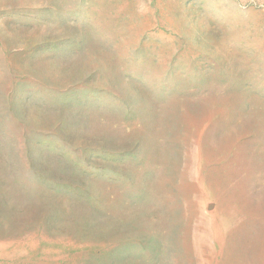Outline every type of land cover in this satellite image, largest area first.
<instances>
[{
  "label": "rangeland",
  "instance_id": "374dc122",
  "mask_svg": "<svg viewBox=\"0 0 264 264\" xmlns=\"http://www.w3.org/2000/svg\"><path fill=\"white\" fill-rule=\"evenodd\" d=\"M0 264H264V0H0Z\"/></svg>",
  "mask_w": 264,
  "mask_h": 264
}]
</instances>
